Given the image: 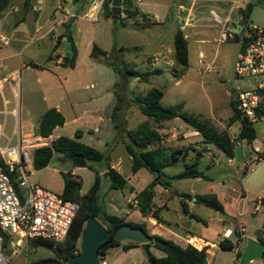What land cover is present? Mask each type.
I'll use <instances>...</instances> for the list:
<instances>
[{
	"label": "crops",
	"instance_id": "0c3cea01",
	"mask_svg": "<svg viewBox=\"0 0 264 264\" xmlns=\"http://www.w3.org/2000/svg\"><path fill=\"white\" fill-rule=\"evenodd\" d=\"M27 2L29 4L26 6L25 0H13V4L0 14L2 37L7 42L6 45L0 44V51L3 47L6 48L5 52H0V146L13 147L20 140L26 141L27 144L38 140L39 144L32 145L29 149L31 156L34 149L49 146L53 140L62 135L53 136L51 134L48 138H41L37 135V123L47 110L55 109L63 116L64 124L55 128L52 133L60 132V130L64 131L70 124L73 125L68 135L63 137L74 139L104 153L107 158L106 163L121 175L122 163L120 159H117L116 162L112 160L116 147L121 145L126 154L122 144L123 141H126V131L135 130L140 124L152 121H143L132 129L137 121L136 116L140 113L137 105L135 106L131 102L132 88L128 87L125 91V97H123L121 91L115 87L116 75L112 78L111 85L107 87L96 80L99 78L100 72H97L94 66H108L102 63L103 58H91L93 46L106 54L109 53V50H129L131 47L129 48L124 42L115 38V35H118L119 32L127 30L131 34H136V30H148L152 26L167 29L170 32V42L157 38V40H150L145 45L151 47L154 52L146 60V70L144 72L158 69L161 74L151 77L147 83L139 82L137 79L132 81L133 86L136 85V87L142 88L145 94L150 88H158L151 85L152 80L155 78H166L168 76L176 81L180 79L173 78L171 72L174 68L173 36L176 29L182 31L186 42L188 36L185 31L198 30L203 35L213 37L212 42H215L217 46L227 42L239 44V36L234 35L232 38L223 39V32L226 28L231 29L233 32L236 25L241 26L242 30L244 26L241 23L239 10L243 9L250 1L128 0V9L137 10L139 15L132 19L123 20L124 25L121 24V19L124 18L121 12L119 14L121 18L114 19L105 17L103 8L95 23L88 21L86 15L90 10L91 0H27ZM122 9L123 6L121 11ZM140 15H144L154 25H143ZM83 21L92 25L98 24L99 28L95 31L85 32L81 23ZM67 25L68 34L76 49V58L72 62V67L64 62L65 58H71L70 44L65 37ZM203 41L201 40V42ZM82 46L86 48L88 53V60L84 65H80L78 58ZM29 48H31V52L25 56L24 54ZM41 48L42 55H36L35 51ZM133 48L140 49L141 46L136 45ZM216 54L217 51H215V55L209 62L212 65H214ZM199 55L202 54L199 53L198 57ZM124 81L125 79H123ZM141 84H150L151 86L146 88L141 87ZM157 85L161 84L157 83ZM117 91L119 96L122 97V102L125 98L126 104H120V109L116 112L113 121V110L117 105ZM177 119L180 120L175 118L159 125L157 131L161 136L160 143L167 149H183L182 155L178 156V159L172 165L188 161V164H184L185 167V165L196 163L198 171L207 178L206 180L202 178L182 180H192L193 184L198 185H200V182H204V184L200 185L199 190L194 188L189 190L178 189L177 182L181 180L172 181L167 188L156 186L152 199L153 207L151 208V211H156L159 217V220H156L151 215L142 216L137 210V202L134 198L137 193L151 183L153 177L151 176V179L141 188L131 184L129 178L123 177L126 183L122 190L127 195L125 204L128 209H119V214L116 217L127 223L145 224L149 235L171 241L181 247H186L188 245L187 241L194 238L192 243L196 239L202 246L206 247V257L213 254L212 249L219 248L220 241L225 240L223 233L231 230L232 234L227 240L231 241V237L234 235L235 243L231 241L235 246L233 250L236 252L238 248L241 251L248 238L244 235V227L238 223L237 214L234 219L235 228H233L231 223L225 219V214L214 211L219 215L215 219L217 224L222 227L226 226L222 230L216 231V236L211 235L212 232L205 221L194 215V211L202 205L195 203L193 196L208 194L204 189L207 186H212L211 179L201 170V162H205L204 169H209V166L215 164L214 157L203 151V149L209 148V145L202 142L198 133L191 130L181 132L184 130L176 126L175 121ZM115 125L118 126L117 129ZM77 132L80 133V138H75ZM180 133L183 134L182 142H175L174 138L179 136ZM164 136L166 137L164 138ZM196 137H199V140L194 142L197 147H191L190 145H193V143L189 139ZM187 147H191L190 150L184 151ZM126 156L130 161V174L135 177L142 169L135 174L131 173V160L127 154ZM170 166L164 168L163 173ZM101 174H105V178H107L106 172L103 171L99 174V181ZM177 174H165V176L172 177ZM106 186L108 189L109 183ZM209 191V194L216 195L223 205L233 189H231L230 184H225L222 180L221 183H218ZM184 195L190 196L191 200L185 198ZM183 204L185 208H183ZM259 204L262 205L263 201L261 200ZM111 207L114 210V207ZM170 212L173 213V218L167 216ZM262 221H264V218ZM206 264H208L207 261Z\"/></svg>",
	"mask_w": 264,
	"mask_h": 264
},
{
	"label": "rangeland",
	"instance_id": "374dc122",
	"mask_svg": "<svg viewBox=\"0 0 264 264\" xmlns=\"http://www.w3.org/2000/svg\"><path fill=\"white\" fill-rule=\"evenodd\" d=\"M9 7L10 6L7 8ZM81 23L84 26L85 32L95 31L99 28L98 24L92 25L85 21ZM248 23L264 30L263 0H258L255 4L249 15ZM135 32L136 34H131L125 30L115 35V38H118L119 41L124 42L126 46L131 48L124 51L109 50L107 58L117 64L124 63L128 66H134L135 69L140 72H144L146 70L145 62L154 52L151 47H146L145 45L150 40H157V38H162L170 42V32L167 29H161L155 26H152L148 30L138 29ZM233 33L236 36H240L241 26L236 25L233 29ZM185 34L188 36V68L185 75L180 77L178 81L166 76V78H155L151 82L152 86L161 88L164 91L160 104L162 107L182 104L183 112L198 116L200 120L209 122L217 131L226 132L231 139H235L239 132V124L229 123L233 107L236 109L232 94L236 92L237 89L245 87L246 82L245 80L236 79L233 71L234 62L240 50V46L233 42H227L217 46L215 42H212L213 37L203 35L198 30H187ZM201 40L204 41L201 42ZM136 45L141 46V48H133ZM5 51L6 48L3 47L0 52ZM37 51H35L36 55L41 56L42 48ZM215 51H217V54L214 60L213 71L208 73L202 72L197 65L198 54L201 53L206 62L209 63L215 55ZM29 52H31V48H29L24 55L26 56ZM78 58L80 65H84L88 60V53L85 47H80ZM94 69L100 72V76L96 80L102 82L101 85L104 87L110 86L111 80L115 75L113 71L102 65H95ZM124 79L125 81L122 82L121 86L118 88L121 94H123V97H125V91L128 87H131L133 91L132 95H130L131 99H133L136 94H144L142 88H138L136 85L133 86V79ZM157 83L161 85H157ZM151 85L141 84V87L149 88ZM122 104H126L125 98ZM136 120L137 121L134 123L135 126L132 129L143 121H151L140 113L137 114ZM148 123L150 126H154L152 122ZM175 124L181 130H184H180L181 132L193 131L182 120L177 119ZM253 126L256 139L251 144L245 141L236 142L233 157H229L220 150L209 145L208 147L212 151L215 164L209 166V169H204L205 162H201V170L212 182L211 187L207 186L206 189H204L206 193L209 194V190L213 189L218 183H221L222 180H224L225 184H230L233 192L229 193L228 199L223 203L225 207V219L235 228L234 219L237 214L238 223L240 226L244 227V235L248 239L254 237L255 232L260 228L263 222L262 219L264 218V160L252 162V164L249 165V162L252 161L255 156L253 150L259 149L262 151L263 149L264 121L256 123ZM72 128L73 125L70 124L66 130L54 132L52 135L66 136ZM182 136L183 134L180 133L179 136L174 138L175 142L181 143L183 140ZM165 137L166 136H164V138ZM197 140H199V137L189 139V141L193 143V145L190 146L197 147V145H194V142ZM191 147H187L185 150L188 151ZM117 159H120L122 163V177L129 178L131 184L141 188L151 179V175L144 169L135 177L131 176L130 161L121 145L116 147L115 155L112 157L113 162H116ZM188 163V161H185L172 165L164 174H177L183 170L184 164ZM90 164L93 169L87 167L77 168L69 160H62L61 154L54 152L45 168L36 170L33 168L32 163H29L26 168L29 173L30 184L50 189L56 193L62 192V186L67 175H73L72 179L81 182V190L79 192L81 196L85 195L94 184L95 170L102 173L106 167V161ZM107 183H109V181L105 178V174H101L97 201L104 212L116 216L119 214V209H128V206L125 204L127 195L124 190L107 189ZM177 183V188L180 190H189L191 188L199 190L200 185L204 184V182H200V185L193 184L194 182L192 180H181ZM242 194L243 196H241ZM18 195L21 199V193L18 192ZM261 200L263 201L262 205L259 204ZM228 205H230V207H228ZM111 206L114 207V210ZM194 215L199 216L201 220L208 224L209 230L212 232L211 235L213 236H216V231H220L226 227L217 224L215 219L219 215L204 206H198L197 210L194 211ZM167 216L173 218V213L170 212ZM98 221L104 225L101 218H99ZM261 237L264 239V234H262ZM29 240L32 239L18 242L15 238L10 237L7 247L2 249V253L7 259L4 264H30L39 259L55 258L53 253L49 250L32 248L29 245ZM231 241L235 243L234 235L231 237ZM127 243L126 241L121 242L118 246L110 248L111 254L105 257V259H101L100 264L103 262L105 264H151V258L160 259L165 255L161 249L155 247L153 244H149L147 251L142 249L139 244L128 250H124V246L127 245ZM194 244L202 246V244L196 240ZM77 247L79 249V241ZM212 252V255L206 257L208 264H238V261L235 260L236 252L234 250H222L217 248L212 249ZM252 264H264V260H255Z\"/></svg>",
	"mask_w": 264,
	"mask_h": 264
},
{
	"label": "trees",
	"instance_id": "16d2710c",
	"mask_svg": "<svg viewBox=\"0 0 264 264\" xmlns=\"http://www.w3.org/2000/svg\"><path fill=\"white\" fill-rule=\"evenodd\" d=\"M12 1L13 0H0V14L11 5ZM110 3L111 0H105L103 3L104 16L120 19V15L116 16L112 13ZM127 3L128 0H123L122 2L123 9L121 14L124 15V18L121 19L122 25H124L123 20L132 19L139 15L137 10L128 9ZM28 4L29 3L27 0H25V5L27 6ZM254 6V4L248 2L243 9L239 10L241 23L243 26H247L249 24L248 18ZM140 18L143 25H154V23H150V21L147 20L144 15H140ZM66 29L67 32L65 37L70 44L71 58H65L64 62L72 67V62L76 58V49L73 45L70 35L68 34V25L66 26ZM90 56L93 59L103 58L102 63L114 71L117 77V81L115 82L116 88L121 86L124 78L137 79L139 82L147 83L151 77L161 74V71L158 69L148 72H140L133 66H128L124 63L117 64L107 58V54L104 51L98 49L96 46H93ZM173 60L174 68L171 71L172 76L173 78L178 79L180 76L185 74L188 68L187 42L180 29H176L174 31ZM116 97L117 105L113 110V121L115 120L116 112L120 109V104L122 103V97L119 96L118 91L116 93ZM162 97V89L150 88L145 94L135 96L132 99V102L137 105L140 113L143 116L149 118L153 122L154 126H150L148 122H144L140 124L135 130L126 131V141L122 142L125 152L131 160V173L135 174L138 170L145 169L153 177L151 183L147 185L142 191L137 193L134 198L137 202V210L139 213L144 217L151 215L156 220H159L156 211H151V208L153 207L152 199L154 196V188L156 186L167 188L172 181L194 178L207 179L200 171H198L196 163L185 165L183 171L175 176H165L163 169L176 162L178 156L182 155L183 149H167L161 145V136L157 131L161 123L179 118L194 132L199 134L204 144L213 146L229 157H233V151L236 142L245 141L246 143L251 144L256 139V133L253 126L254 124H251L245 118H243L234 107L229 118V123H238L239 132L235 139H231L228 133L217 131L209 122L200 120V118L194 114H187L183 112L182 104L162 107L160 104ZM63 124V116L55 109H49L38 120L37 135L41 138H48L55 128L61 127ZM115 128L117 129L118 126L115 125ZM75 138H80V133H75ZM184 151L186 150L184 149ZM54 152L61 154L62 160L67 161L68 157L71 155L83 156L87 162V168L89 169H93L90 163H102L107 160L104 153L81 144L74 139L61 136L53 140L49 146H44L33 150L31 156L33 168L36 170L45 168L51 160ZM2 167L6 171V167L3 165ZM104 171L106 172L107 179L109 180V190H122L124 188L126 181L122 175H120L116 170L112 169L107 163ZM99 174L100 172L95 170L94 184L85 195L81 196L79 195L81 190V182H77L75 179L65 178L61 194L64 199L74 202L78 205L77 215L70 227L67 239L63 244H56L52 241L43 239L29 240V245L32 248H42L49 250L55 256V258L39 259L31 262L30 264H66L70 257L79 253L77 244L84 224L90 216L96 218L97 220L101 218L104 223L103 226L109 232L108 239L99 247L100 256H103L106 249L116 247L120 244L114 240L113 236L115 231L121 225L126 224L141 229L150 238L157 239L163 243V246H154L161 249L165 253L164 257L160 259L152 258L153 261L151 264H206L205 249L197 250L190 245H187L186 247L178 246L171 241L149 235L145 224L127 223L121 218L104 212L101 205L97 201L99 190ZM16 191H18L17 188ZM184 197L191 200V197L188 195H184ZM193 201L210 210L220 214H225L223 205L214 194L195 195L193 196ZM183 208H185L184 204ZM262 234H264V232H261V234L258 236V240L264 244V239L261 237ZM0 236L2 240L1 248L5 249L10 237L1 230ZM134 246H137V243L128 242L127 245L124 246V250H128ZM218 246L222 250H233L235 248L234 244L228 240L220 241ZM240 254L241 251L236 253V261H238Z\"/></svg>",
	"mask_w": 264,
	"mask_h": 264
},
{
	"label": "built area",
	"instance_id": "2783aa9c",
	"mask_svg": "<svg viewBox=\"0 0 264 264\" xmlns=\"http://www.w3.org/2000/svg\"><path fill=\"white\" fill-rule=\"evenodd\" d=\"M104 1L91 0V7L86 15L88 21H97ZM233 36L231 29L224 30L223 39ZM0 44H7L2 37L1 26ZM239 44L240 50L233 71L236 79L246 82L245 87L235 92L234 102L237 112L251 124H256L264 121V30L253 24L244 26L239 36ZM197 63L202 72L213 71L212 63H207L202 55H199ZM35 144H39V141L27 144L20 140L13 147L0 146V230L18 242L43 239L62 244L67 239L77 215L78 205L64 199L61 193L30 184L26 167L32 160L29 149ZM262 148V151L253 150L255 156L249 165L264 160V144ZM203 151L212 156L209 148ZM2 165L6 167V171ZM18 192L22 195L21 199ZM231 234L232 231L227 230L223 233V238L227 240ZM192 239L194 238L187 241L188 245L197 250L206 249L204 246L196 247ZM1 242L0 236V264H4L7 259L2 253ZM238 251L237 248L236 252ZM110 254V249H106L100 260ZM261 260H264V250Z\"/></svg>",
	"mask_w": 264,
	"mask_h": 264
},
{
	"label": "water",
	"instance_id": "95a60500",
	"mask_svg": "<svg viewBox=\"0 0 264 264\" xmlns=\"http://www.w3.org/2000/svg\"><path fill=\"white\" fill-rule=\"evenodd\" d=\"M256 4L258 0H249ZM111 10L114 15H119L122 8V0H111ZM235 97V92L232 94ZM68 160L77 168H86L87 162L83 156L71 155ZM73 175H67V179H72ZM264 232V221L260 228L255 232L253 238L247 239L241 250L238 264H249L255 260H260L263 255L264 244L258 240V236ZM108 230L94 217L90 216L81 231L79 238V253L70 257L66 264H100L99 247L108 239ZM114 240L118 243L133 242L147 251L149 244L163 246L157 239L150 238L139 228L130 225H121L114 233ZM153 259H150L152 263Z\"/></svg>",
	"mask_w": 264,
	"mask_h": 264
},
{
	"label": "bare ground",
	"instance_id": "6f19581e",
	"mask_svg": "<svg viewBox=\"0 0 264 264\" xmlns=\"http://www.w3.org/2000/svg\"><path fill=\"white\" fill-rule=\"evenodd\" d=\"M192 240H194V239H192ZM196 240V239H195ZM199 248V247H198Z\"/></svg>",
	"mask_w": 264,
	"mask_h": 264
}]
</instances>
